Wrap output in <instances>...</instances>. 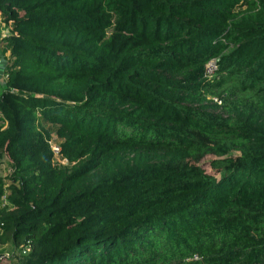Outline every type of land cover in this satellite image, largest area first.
<instances>
[{"label": "trees", "instance_id": "obj_1", "mask_svg": "<svg viewBox=\"0 0 264 264\" xmlns=\"http://www.w3.org/2000/svg\"><path fill=\"white\" fill-rule=\"evenodd\" d=\"M0 15L11 264H264V0H0Z\"/></svg>", "mask_w": 264, "mask_h": 264}, {"label": "built area", "instance_id": "obj_2", "mask_svg": "<svg viewBox=\"0 0 264 264\" xmlns=\"http://www.w3.org/2000/svg\"><path fill=\"white\" fill-rule=\"evenodd\" d=\"M12 35V26L11 24H7L5 23L4 21V18L2 17V15H0V44H1V41L3 39H6V38H9L10 36ZM4 58H3V54L2 52L0 51V76H1V70H2V67L4 66ZM216 65H215V61H212L208 66H207V73L208 75L212 76L215 71H216ZM5 75H4V80H1L0 79V82L4 81L5 83ZM53 151L56 155V159L59 161V153H60V149L59 147L57 146H53ZM60 163L62 164H66L65 161H59Z\"/></svg>", "mask_w": 264, "mask_h": 264}, {"label": "rangeland", "instance_id": "obj_3", "mask_svg": "<svg viewBox=\"0 0 264 264\" xmlns=\"http://www.w3.org/2000/svg\"><path fill=\"white\" fill-rule=\"evenodd\" d=\"M4 81L0 82V95L3 94V92L5 91L6 85L3 84ZM3 84V85H2ZM218 105L223 106L222 103H220L219 101H216ZM221 109H219L216 113L220 114L221 113ZM238 154L235 153L234 156H237ZM214 158L212 157H207L205 158L200 166L202 169H204L206 171V173H208L210 176L212 177H217L218 175L216 174V172L213 170L212 166H211V161ZM9 246L7 245V243L0 245V250H4L5 255L3 256V258L1 259L0 264H11L10 258H12V254L10 252H8Z\"/></svg>", "mask_w": 264, "mask_h": 264}, {"label": "crops", "instance_id": "obj_4", "mask_svg": "<svg viewBox=\"0 0 264 264\" xmlns=\"http://www.w3.org/2000/svg\"><path fill=\"white\" fill-rule=\"evenodd\" d=\"M4 66H5V64H4ZM4 66L2 67V70H1V76H0V79L1 80H4ZM4 84V83H3ZM2 84V85H3Z\"/></svg>", "mask_w": 264, "mask_h": 264}]
</instances>
